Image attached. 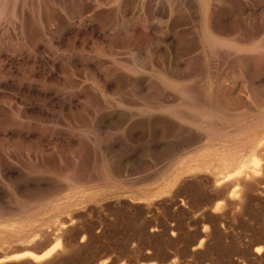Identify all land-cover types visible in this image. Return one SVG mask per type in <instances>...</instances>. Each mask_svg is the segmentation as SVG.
Here are the masks:
<instances>
[{
    "label": "rangeland",
    "instance_id": "obj_1",
    "mask_svg": "<svg viewBox=\"0 0 264 264\" xmlns=\"http://www.w3.org/2000/svg\"><path fill=\"white\" fill-rule=\"evenodd\" d=\"M263 219L264 0H0V264H264Z\"/></svg>",
    "mask_w": 264,
    "mask_h": 264
},
{
    "label": "bare ground",
    "instance_id": "obj_2",
    "mask_svg": "<svg viewBox=\"0 0 264 264\" xmlns=\"http://www.w3.org/2000/svg\"><path fill=\"white\" fill-rule=\"evenodd\" d=\"M192 101V100H191ZM190 103V102H189ZM191 104V103H190ZM202 112V111H201ZM255 173V172H254ZM244 180V179H243ZM231 182V181H230ZM233 183V182H232ZM235 183V182H234ZM263 221H264V219H263ZM57 245V244H56Z\"/></svg>",
    "mask_w": 264,
    "mask_h": 264
},
{
    "label": "trees",
    "instance_id": "obj_3",
    "mask_svg": "<svg viewBox=\"0 0 264 264\" xmlns=\"http://www.w3.org/2000/svg\"><path fill=\"white\" fill-rule=\"evenodd\" d=\"M80 264H88V263H86V262H82V263H80Z\"/></svg>",
    "mask_w": 264,
    "mask_h": 264
}]
</instances>
